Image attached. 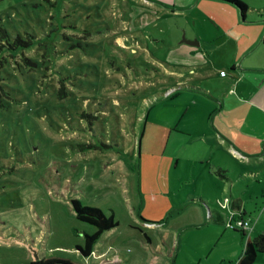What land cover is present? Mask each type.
I'll return each mask as SVG.
<instances>
[{"label": "rangeland", "instance_id": "374dc122", "mask_svg": "<svg viewBox=\"0 0 264 264\" xmlns=\"http://www.w3.org/2000/svg\"><path fill=\"white\" fill-rule=\"evenodd\" d=\"M241 1L248 19L264 10ZM175 2L0 0V264H236L264 231V139L238 163L208 138L241 145L264 128L249 101L264 73L247 70L264 68V33L225 2L185 0L183 14ZM190 191L205 202L176 208ZM74 199L119 224L90 257L77 247L96 228Z\"/></svg>", "mask_w": 264, "mask_h": 264}, {"label": "trees", "instance_id": "16d2710c", "mask_svg": "<svg viewBox=\"0 0 264 264\" xmlns=\"http://www.w3.org/2000/svg\"><path fill=\"white\" fill-rule=\"evenodd\" d=\"M213 1L225 2L227 4H230L236 7L242 18L245 19L247 17L249 6L241 0H213ZM4 35L6 36L7 34L4 33ZM19 43L22 42L21 40H19V38H17L15 45ZM262 43L264 45V37ZM30 44H31L30 42H27L24 44V46H30ZM24 60L31 67L37 66V63L33 62L31 59L24 58ZM0 83H1V78H0ZM68 95L69 93L67 91L66 85L62 83V85L58 89L57 96L60 99H64L67 98ZM6 96H8V93L4 90V88L0 84V108H3L5 106ZM86 148H91V146H87ZM222 173H225V171L219 172L220 175H222ZM72 206L76 214V218L79 221L89 224L96 228L94 234L92 235L85 234L84 245L77 247V250L81 253V255H83L84 257H90L93 254L95 246L99 242L100 238L105 233L118 227L119 224L115 221L113 215L110 217L106 216L101 209L83 205L82 202H80L78 199L72 200ZM234 208H235V204H231V209ZM237 220H246V218H244L242 214L239 217L237 216L232 218L230 223ZM242 230H243L242 235L245 236L246 231H244V229ZM259 254H264V231L254 238L248 237V240L244 247V251L241 257L236 262V264H255ZM61 263H63V261L51 260V261H43V262H34L32 264H61Z\"/></svg>", "mask_w": 264, "mask_h": 264}, {"label": "crops", "instance_id": "0c3cea01", "mask_svg": "<svg viewBox=\"0 0 264 264\" xmlns=\"http://www.w3.org/2000/svg\"><path fill=\"white\" fill-rule=\"evenodd\" d=\"M184 1L185 0H178V2L172 3V7L170 9L172 11H174L175 13L183 14L182 12L187 10V9H189L190 8L189 6H191V5H185ZM203 1H208V0H203ZM190 3H192V1H190ZM166 9H168V7H166ZM148 10H151L152 13L155 12L153 8L151 9V7H149ZM249 10H250V8H249ZM255 11H256V14H258V15L256 17H254L253 19H248V17H246L245 19L242 18V17L241 18H242V22L256 23V24L259 23L258 27H257V31L259 32L258 35L260 36V35H262L264 33V10L260 11V10H256L255 9ZM243 20H245V21H243ZM263 37H264V35H263ZM263 37H262V40H263ZM262 40H261V46L264 48ZM260 66H263V65H260ZM247 70H257V71H262L264 73V68H262V67H253L252 69H247ZM223 72L224 71L221 72V75H222ZM233 72H236L235 68H233ZM262 82H263V84H261L260 89H262V87L264 86V79H262ZM259 93H260V95H258V96H251V98H249V101L252 100V102H254V104L256 106L257 105L260 106V108H259L260 111L262 113H264V92H262V93L259 92ZM234 95L235 94H232L231 96H234ZM240 96L243 98V96H245V95L241 94ZM255 98H257V100H255ZM224 104H225V101L223 102L222 108L224 107ZM247 131H252V132L257 131L258 135L253 136V137L244 136V135L240 136V138L243 139L241 145L239 144L238 138L230 139V137H227V136L223 135L221 133V131H215V133L210 135V137H208V138H210L211 141H213V143L215 145V149L218 148L226 157H229L230 160L240 163L242 159L247 157L246 152H248V150L244 148V145L245 144L252 145L253 142L256 141L257 139H259L260 137L262 139H264V128L260 129V128H257V126H255V125H251V127L248 128ZM204 143H207V142H204ZM221 165L224 166V164H221ZM222 166H219V169L222 170V171L227 172L228 169L226 167L224 168ZM212 173H210V177L212 176ZM255 173H257V172H255ZM252 174L255 177L257 176V175H254V173H252ZM192 176L194 178V181H197V176L194 175V172H193ZM223 178H226V179L230 180L231 184L233 183L232 176L229 179L227 176L225 177L224 175H222V177H220V179H223ZM232 190L233 189H231V191ZM195 198H196L195 191H190V193H188L186 195L185 201H181L180 203H178L176 205V208L177 207L181 208V207H184L186 205H191V204L196 203L197 201H199L201 203L205 202L204 201L205 196L200 197L201 199H195ZM239 200L240 199H236V200L232 199L231 204H235V208L231 209V210L237 212L238 215H236V217L237 216L239 217L240 215L243 214L244 218H246L245 216L247 214V211L244 208H242V205L239 202ZM209 220L213 224H220V225L222 224V221H221L222 219H221V216L219 215L218 211H214V214L212 215V217H210ZM177 258H178V255L176 256L175 259H177Z\"/></svg>", "mask_w": 264, "mask_h": 264}, {"label": "built area", "instance_id": "2783aa9c", "mask_svg": "<svg viewBox=\"0 0 264 264\" xmlns=\"http://www.w3.org/2000/svg\"><path fill=\"white\" fill-rule=\"evenodd\" d=\"M222 75L224 76L225 75V73L223 72L222 73ZM232 218H234L233 216H232ZM232 218H231V220H232ZM242 229H244V231L245 230H247V229H249V227H250V223L247 221V220H237V221H235Z\"/></svg>", "mask_w": 264, "mask_h": 264}, {"label": "water", "instance_id": "95a60500", "mask_svg": "<svg viewBox=\"0 0 264 264\" xmlns=\"http://www.w3.org/2000/svg\"><path fill=\"white\" fill-rule=\"evenodd\" d=\"M243 21H245V20H243ZM189 43H192V42H189Z\"/></svg>", "mask_w": 264, "mask_h": 264}]
</instances>
